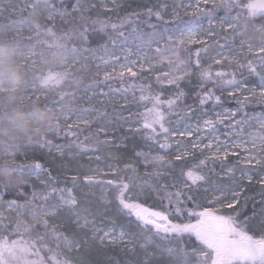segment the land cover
<instances>
[{"label":"snow or ice","instance_id":"6c2138e0","mask_svg":"<svg viewBox=\"0 0 264 264\" xmlns=\"http://www.w3.org/2000/svg\"><path fill=\"white\" fill-rule=\"evenodd\" d=\"M0 36L54 114L2 149L0 264H264V0H0Z\"/></svg>","mask_w":264,"mask_h":264},{"label":"trees","instance_id":"16d2710c","mask_svg":"<svg viewBox=\"0 0 264 264\" xmlns=\"http://www.w3.org/2000/svg\"><path fill=\"white\" fill-rule=\"evenodd\" d=\"M0 48L4 50H11L16 53L15 48L4 37L0 36ZM25 75L30 79L29 71L25 72ZM14 106L2 107L0 106V170L5 168V158L2 149L5 146H10L13 149L21 142L23 138L28 136H35L37 129L36 126H32L28 119L30 117L41 116V120L44 121L46 116L45 106L40 103H33L30 100L25 102L13 101ZM37 158L39 155L37 154ZM43 163L44 161L41 160ZM10 168V165H8ZM4 177L0 174V179Z\"/></svg>","mask_w":264,"mask_h":264},{"label":"rangeland","instance_id":"374dc122","mask_svg":"<svg viewBox=\"0 0 264 264\" xmlns=\"http://www.w3.org/2000/svg\"><path fill=\"white\" fill-rule=\"evenodd\" d=\"M57 55H60L57 53ZM28 71L27 65L21 63V59L17 53H13L11 50H4L0 48V106L13 107V101L19 102L28 101L25 98V89L27 87V81L29 80L25 72ZM259 110V109H257ZM46 116L44 121L41 120V116L30 117L28 119L32 126L37 128L44 127L47 119L54 115L45 108Z\"/></svg>","mask_w":264,"mask_h":264}]
</instances>
